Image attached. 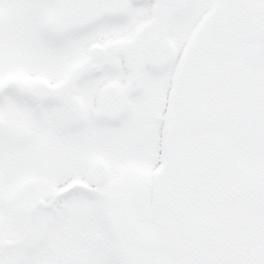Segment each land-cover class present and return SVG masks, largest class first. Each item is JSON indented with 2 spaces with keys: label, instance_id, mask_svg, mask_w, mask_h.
<instances>
[{
  "label": "snow or ice",
  "instance_id": "obj_1",
  "mask_svg": "<svg viewBox=\"0 0 264 264\" xmlns=\"http://www.w3.org/2000/svg\"><path fill=\"white\" fill-rule=\"evenodd\" d=\"M0 264H264V0H0Z\"/></svg>",
  "mask_w": 264,
  "mask_h": 264
}]
</instances>
